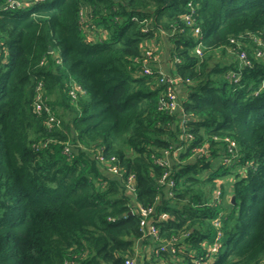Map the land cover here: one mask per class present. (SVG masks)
<instances>
[{
  "label": "trees",
  "instance_id": "trees-1",
  "mask_svg": "<svg viewBox=\"0 0 264 264\" xmlns=\"http://www.w3.org/2000/svg\"><path fill=\"white\" fill-rule=\"evenodd\" d=\"M17 1L0 0V264H125L138 240L142 264H198L216 221L211 264H264V0Z\"/></svg>",
  "mask_w": 264,
  "mask_h": 264
},
{
  "label": "built area",
  "instance_id": "built-area-1",
  "mask_svg": "<svg viewBox=\"0 0 264 264\" xmlns=\"http://www.w3.org/2000/svg\"><path fill=\"white\" fill-rule=\"evenodd\" d=\"M7 4H8L9 7H18V6H20V4H19V2L17 0H7ZM185 19H186L188 25H191L190 16H187ZM194 34L195 35H200L199 28L194 30ZM259 44H260V48L256 51V56L258 58H263L264 57V41L260 42ZM196 53L201 55V44L198 45V47L196 49ZM240 60L242 62H246L247 63L246 55L244 53L240 55ZM145 72L147 74H150V71L148 69H146ZM165 80L170 83V87L168 88V92H169V107L171 109L175 110V109L178 108V102H177L176 94H175V92H173L174 89H173L172 85H174L177 82V78L167 75L165 77ZM75 87H77V86L75 85ZM73 96L75 97V93H73ZM40 99H41V95L39 94L37 96V100H40ZM46 109H47V111H49L47 107H45V110ZM53 120L54 119L52 118L51 121H53ZM99 160H100L101 163L106 164L108 166V171H109V173L111 175L121 176L119 171H118V169L115 166L110 165L101 156H99ZM170 161H171V158H170L169 155H167V157L164 160L160 159V160L157 161V163L160 164V165H164L165 163L166 164L170 163ZM129 183H130V185H132L131 181ZM170 184H172V183H170ZM129 188H130V186H129ZM152 211L153 210L151 208L150 209L140 208L141 215H143L144 217L149 216L152 213ZM215 225L218 227V238L215 240V242L212 245L208 246L207 254L204 257H200L199 258V261H197L198 264H211L212 263L211 260H213L211 257L217 255L219 249L221 248V242H220L221 233H220V230H219V222L216 221ZM147 235H149V237L155 239L157 237V230L154 227H151L149 232L147 233ZM165 248H168L171 253H175L176 252V248H175L174 243L172 241L171 242H167V244H163L161 246L160 250L164 251ZM66 264H70V263H66ZM125 264H138V263L134 259L128 258L125 261Z\"/></svg>",
  "mask_w": 264,
  "mask_h": 264
},
{
  "label": "crops",
  "instance_id": "crops-1",
  "mask_svg": "<svg viewBox=\"0 0 264 264\" xmlns=\"http://www.w3.org/2000/svg\"><path fill=\"white\" fill-rule=\"evenodd\" d=\"M166 51L167 50L164 48L162 50V53L163 52L165 53ZM160 61H162V63L161 64L159 63V68H161L162 71L164 73H166L167 75H170L171 71L172 72L174 71L173 63L171 62V60L169 59V61H168L167 56L161 55ZM136 248H137V251H136L137 260H136V262L138 263V261H139L138 264H142L143 259L150 257L152 252H153V248L149 244H145V242H143V240L137 241Z\"/></svg>",
  "mask_w": 264,
  "mask_h": 264
},
{
  "label": "rangeland",
  "instance_id": "rangeland-1",
  "mask_svg": "<svg viewBox=\"0 0 264 264\" xmlns=\"http://www.w3.org/2000/svg\"><path fill=\"white\" fill-rule=\"evenodd\" d=\"M93 38H94V37H92V39H93ZM161 55H163V56H164V55L167 56L168 61H169L170 58H169V56H168V51H166L165 53H164V52H163V53L161 52ZM156 61H157L158 63H160V64L162 63V61H160V58H156ZM211 63H212V61H211ZM232 180H233V179L230 178V180H229V181L227 180L226 182H227V183H228V182H229V183H232ZM228 185H230V184H228ZM226 198H227V201H230V199H231L230 195L227 196Z\"/></svg>",
  "mask_w": 264,
  "mask_h": 264
},
{
  "label": "water",
  "instance_id": "water-1",
  "mask_svg": "<svg viewBox=\"0 0 264 264\" xmlns=\"http://www.w3.org/2000/svg\"><path fill=\"white\" fill-rule=\"evenodd\" d=\"M233 201H234V197H233Z\"/></svg>",
  "mask_w": 264,
  "mask_h": 264
}]
</instances>
